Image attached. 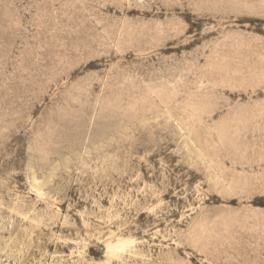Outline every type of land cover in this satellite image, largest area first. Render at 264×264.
I'll use <instances>...</instances> for the list:
<instances>
[{
    "label": "rangeland",
    "instance_id": "rangeland-1",
    "mask_svg": "<svg viewBox=\"0 0 264 264\" xmlns=\"http://www.w3.org/2000/svg\"><path fill=\"white\" fill-rule=\"evenodd\" d=\"M0 264H264V0H0Z\"/></svg>",
    "mask_w": 264,
    "mask_h": 264
}]
</instances>
